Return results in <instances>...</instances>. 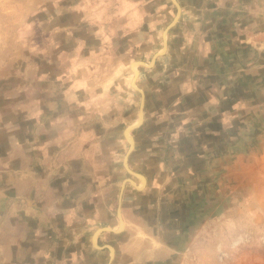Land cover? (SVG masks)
I'll return each mask as SVG.
<instances>
[{"label": "crops", "instance_id": "1", "mask_svg": "<svg viewBox=\"0 0 264 264\" xmlns=\"http://www.w3.org/2000/svg\"><path fill=\"white\" fill-rule=\"evenodd\" d=\"M205 3H180L178 31L166 41L165 55L137 69L134 81L122 74L88 76L97 65L90 62L91 52L99 49L85 40L80 47L75 35L81 27L60 30L55 24L43 31L38 29L43 18L37 16L34 38H47L50 46L30 51L27 11L16 17L13 31L5 28L12 15L0 13V264H170L192 227L188 214L196 203L188 210L189 195L214 182V166L224 158L234 166L249 160L252 149L264 151V0H230L235 8L227 16L187 12V5L196 10ZM0 4L7 6L5 0ZM94 16L100 20L106 14ZM77 18L88 22L91 17L83 12ZM187 20H194L193 29ZM83 26L82 38L89 43L87 33L96 26ZM59 35H66L64 44ZM6 37L19 39L17 51L4 44ZM252 48L258 62H252ZM15 53L17 62L7 58ZM99 64L103 69L105 62ZM29 68L35 70L33 78L27 76ZM77 70L84 71L82 77L69 76ZM132 82L142 90L143 106L139 125L130 130L126 164L143 180L126 168L123 175L129 142L114 102L128 86L133 89ZM138 116L139 104L130 123ZM125 178L134 183L122 184ZM173 181L186 193L175 204L171 198L177 195L166 185ZM187 183L194 188L185 190ZM119 196L123 227L115 230L122 222ZM167 206L185 208H171L167 220L160 210ZM105 226L111 229H101Z\"/></svg>", "mask_w": 264, "mask_h": 264}, {"label": "rangeland", "instance_id": "2", "mask_svg": "<svg viewBox=\"0 0 264 264\" xmlns=\"http://www.w3.org/2000/svg\"><path fill=\"white\" fill-rule=\"evenodd\" d=\"M20 1L5 0L7 6L0 4V13L12 15L10 17L12 20L7 22L5 28L11 26L7 29L13 31L14 26L18 24L15 20L16 17L20 16L21 11H27V24L32 26V28H28L32 31V35L30 34L31 37L26 39L28 49H32L30 51H35L34 46H43L44 48L50 46L49 39L44 37L34 38L35 28H37L34 21L38 18L37 16L43 18V20L39 19L41 22L38 23V29L41 28L43 31L52 28L55 24H59L60 30L66 29L65 26L67 25H74L75 29L81 27L80 33L75 35L76 42L80 47L84 44L82 41L85 40L87 42H85V45L99 49L91 52L92 59L90 62L96 61L97 65L88 70V76L90 78H113L118 75L120 77V74H122V78L126 81H129L131 76L133 77L132 72L134 73V70L151 67L153 64L146 66L134 61L131 68H129V63L132 60H142L149 63L154 53L161 52L154 57L155 60L161 59L165 55L167 47H163V36L168 44L171 36L178 31L177 23H179L180 14L183 12L180 6L176 22L164 32V29L177 12L172 0H26L29 1L26 6H22ZM176 1L180 5V3H188L189 0ZM40 3L43 4L41 9L39 8ZM232 4L230 0H214V2L206 0L205 6L197 7L196 10H194L195 7L192 4L187 5L186 8L190 14L203 13L227 16L234 13L235 7ZM236 9L240 14L247 12L246 10L243 11L242 8ZM83 12L90 15V21H80L77 18ZM101 12L106 14V17L100 20L94 19L95 13ZM54 14L61 16L53 19ZM72 14L75 16L74 21H68L67 16ZM40 15L42 16L40 17ZM50 18L53 20H50ZM94 20L102 22L101 25L96 26L95 24L98 22H93ZM193 22L194 20H187L188 29L194 28ZM83 24L85 26L88 24L96 26L91 32L87 33V35H90L89 43L88 38L83 39V35H81L84 32L83 29H87ZM221 24L226 25L225 22ZM2 25L3 23H0V26ZM214 25L216 24L214 23ZM101 27H103V30ZM105 27L106 32L104 31ZM110 27L112 29L109 30ZM60 36L58 37L59 44H64L67 40L66 35L65 37ZM8 37L3 39L4 44L10 45V49L17 51L19 39ZM29 50L26 53L27 59L33 61L35 59L34 52L30 53ZM251 51L252 62H258V53L254 48ZM21 56H23L22 53ZM18 57L19 55L15 53L7 58L17 62ZM7 58L5 59L7 60ZM85 60L89 61V59ZM114 60L121 63L119 62V65L114 66L112 65ZM102 62H105V65L103 69H100L99 66L102 64L99 63ZM57 70L59 76L64 75L61 68ZM34 71L29 68L27 76L33 78ZM85 72L87 73V71ZM83 73V70H77L73 75L69 73V76L78 78L82 77ZM132 88L128 86L129 92L122 91V93L124 92L122 98L117 96V100L114 99L117 108L119 107L118 109L122 110L123 127L131 125L130 122L136 115V108L141 99V93L134 87ZM123 89L125 90V87ZM111 94H114V88H110ZM95 100H97V97ZM94 106L92 107L94 108ZM141 118L139 119L141 120ZM137 121L138 118L133 123ZM126 128L124 130L126 138L132 137L130 130L133 127L130 126L127 130ZM126 131L130 134L129 136L126 135ZM253 143L255 144V142ZM127 144L125 142V148L128 147ZM251 154L249 160H240L234 166L228 164L227 158H224V163L214 166V182L203 183L201 189L197 188L200 189V192L196 194L197 196L192 195V193L189 195L188 203L190 205L188 210L196 203L191 213L188 214V222H191L192 227L186 231L185 238L182 240L180 249H178L180 251L174 252V261H171L170 264H264V151L262 149H252ZM125 170L124 167L123 175H126L127 170ZM172 183L171 186H168V183L166 185L169 187L168 193L172 195V192H175L177 195L174 199L171 198L175 204L186 193H184V186H181L180 182L173 181ZM141 186L140 184L137 187L140 188ZM186 186L188 188H185V190L194 188V185L190 183H187ZM178 192L181 196L177 194ZM155 194H157V191H155ZM167 200H170V197L165 198L163 201ZM113 207L115 210V205ZM171 208L183 212L185 207L167 206L161 208L160 210L163 213L166 212L167 220L172 218L169 213ZM248 211L250 212L248 213ZM120 219L122 222L115 230L123 227L121 215ZM155 232L162 234L163 238H170L169 232L167 234L163 230H156ZM232 238H236V241L234 242ZM151 255L153 254L151 253ZM165 264H168V262Z\"/></svg>", "mask_w": 264, "mask_h": 264}, {"label": "water", "instance_id": "3", "mask_svg": "<svg viewBox=\"0 0 264 264\" xmlns=\"http://www.w3.org/2000/svg\"><path fill=\"white\" fill-rule=\"evenodd\" d=\"M172 1H173V3H174L175 6H176L177 12H176V15L174 16V18L169 22V24H168V25L166 26V28L164 29V32H166V30L168 29V27H170L171 25H173V24L176 22V19H177L178 15H179L180 6H179V4H178V2H177L176 0H172ZM163 47H166V39H163ZM160 53H161V52H156V53H154V55H153V57L151 58V60L149 61V63H145V62H143L142 60H136V62H137L138 64H141V65L149 66V65H151V64L153 63V61H154V57H155L156 55H159ZM137 73H138V71L133 73V74H134V75H133V79H132L133 81H134V79L136 78ZM134 77H135V78H134ZM132 84H133V86H134L135 88H137V89L139 90V92L141 93V99H140V103H139V116H138V123L135 124V125L133 126V128H134V127L138 126V124H139L140 121H141L139 118H141V116H142L143 93H142V90H141L140 88H138V87H136V86L134 85L133 82H132ZM128 142H129V149H128L127 153H126L125 156H124V166H125V168L127 169V171H129L130 173H132V174L138 176L140 179L143 180L144 178H143V176H142L141 174L132 171V170L128 167V165L126 164V155H127L128 152L130 151V148L132 147V138H131V139H128ZM124 181H130L131 183H134L133 180L130 179V178H125V179L123 180L122 184L124 183ZM119 212H120V196L118 197V205H117V215H118V217H120ZM101 229H104V230H110L111 228L105 226V227H102ZM107 246L109 247L110 250H112V246H111V245H107Z\"/></svg>", "mask_w": 264, "mask_h": 264}, {"label": "bare ground", "instance_id": "4", "mask_svg": "<svg viewBox=\"0 0 264 264\" xmlns=\"http://www.w3.org/2000/svg\"><path fill=\"white\" fill-rule=\"evenodd\" d=\"M163 39H165V37L163 36ZM135 65H136V63H135ZM134 72H137L136 70H134ZM135 78V77H134ZM142 117V116H141ZM138 123V121L136 122V123H133V124H131V125H129L128 127H130V126H134L135 124H137ZM128 127L126 128V130L128 129ZM126 135L127 136H129L130 134L128 133V131H126ZM128 138V137H127ZM132 137H130V138H128V139H131Z\"/></svg>", "mask_w": 264, "mask_h": 264}]
</instances>
